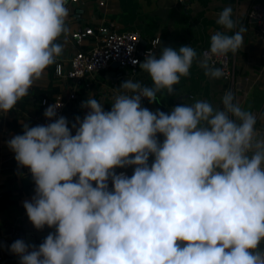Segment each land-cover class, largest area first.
Returning <instances> with one entry per match:
<instances>
[{
    "label": "clouds",
    "instance_id": "clouds-1",
    "mask_svg": "<svg viewBox=\"0 0 264 264\" xmlns=\"http://www.w3.org/2000/svg\"><path fill=\"white\" fill-rule=\"evenodd\" d=\"M67 3L0 0V114L62 54L56 41L69 30ZM216 24L223 31L199 61L209 79L223 76L213 57L240 51L246 32L230 7ZM196 57L191 46L164 48L139 64L151 87L127 79L110 111L87 98V114L71 127L63 116L24 124L8 141L35 185L23 204L29 222L37 231L55 228L38 247L23 239L10 246L20 264H264V135L256 116L230 91L222 109L204 100L169 113L141 105L172 95ZM59 107L44 117L53 120ZM127 168L130 177L115 171Z\"/></svg>",
    "mask_w": 264,
    "mask_h": 264
},
{
    "label": "crops",
    "instance_id": "crops-1",
    "mask_svg": "<svg viewBox=\"0 0 264 264\" xmlns=\"http://www.w3.org/2000/svg\"><path fill=\"white\" fill-rule=\"evenodd\" d=\"M99 1L103 2L102 6L98 5ZM255 2L264 5V0H78L74 3L68 2L66 7L69 9V15L66 26L69 30L56 41L63 44V52L53 65L45 69L41 79L35 81L30 90H54L55 94L63 97L73 90L75 98L61 114L71 127L77 117L82 121L87 114L88 109L82 108V103L87 98L94 97L104 105V111H110L116 90L127 79L139 82L142 87L148 86L145 80H149L150 77L140 67L133 73L127 68L109 64L96 74L78 80H69L64 76L68 68V59L74 52L87 49L94 44L91 37L84 39L80 44H75L71 34L87 27L96 30L110 21L117 32L138 33L140 39L144 41V46L155 41L158 45L157 57L162 53V49L168 47L178 50L181 46H191L197 53L189 75L181 77L179 83L174 85V93L172 95L166 92L161 93L163 108H159V101L156 100L154 104H150L147 99L141 100L142 107L151 111L165 110L169 113L171 109L181 104L191 105L196 100H204L214 108L222 109V97L225 92L230 91L234 96V103H238L244 110L256 116L255 129L264 135V37L258 38L254 24L246 20L248 8ZM228 7L233 10V19L239 21L238 27L246 28L242 49L235 54L229 53L234 72L233 84L220 78L209 79L205 76L204 69L199 66V61L202 60L201 49L210 48L211 36L216 31H223L222 27L216 24V20ZM142 62L143 59H141ZM166 100L171 101L169 106ZM15 122L28 124L31 127L35 120L32 121L28 111L16 107L6 115L0 114V194L5 190H9L12 196L18 194L14 202L4 201L0 205V238L9 245V248L18 239V234L23 239L26 233L55 232L54 228L47 227L42 231L35 230L23 207L25 201L32 199L35 185L29 170L18 166L14 153L7 146L10 139L23 134V130L16 132L8 126L9 123ZM72 134H75L74 130ZM159 139L163 141V137ZM117 170L126 171L129 177L133 172L132 168L115 171ZM45 238L46 236H40L35 239L34 245L38 247ZM4 260H6L5 264H20L18 256L12 254L8 257L0 247V262Z\"/></svg>",
    "mask_w": 264,
    "mask_h": 264
},
{
    "label": "built area",
    "instance_id": "built-area-1",
    "mask_svg": "<svg viewBox=\"0 0 264 264\" xmlns=\"http://www.w3.org/2000/svg\"><path fill=\"white\" fill-rule=\"evenodd\" d=\"M78 0H68L74 3ZM99 6L103 5L102 1L98 2ZM246 20L255 26L258 38L264 37V5L255 2L250 5L246 12ZM91 37L94 44L83 50H77L68 59V68L64 76L69 80H78L86 76H92L97 72L105 69L109 64H116L118 67L129 69L131 72L137 71L141 59H147L150 55L156 56L157 44L155 41L149 42L148 46L140 55L137 54V45L140 41V36L136 32H117L114 30L112 22L107 21L96 30L90 27L84 28L82 31L71 34V39L75 44H80L84 39ZM135 42V43H134ZM210 48L205 47L201 49V58L208 53ZM136 61L137 63H133ZM210 64L223 71L221 80L233 84L234 72L231 65L229 53L223 57H213ZM59 74V72H58ZM75 98L73 90L67 93L66 97L60 94H55L51 100L41 99L42 114L39 119L40 125H47L54 122V120L61 116L63 110ZM52 104H60L61 107L56 109V117L53 120H48L44 117L45 110ZM117 173L125 172L124 170H117ZM109 186H111L109 184ZM261 250H264V242L261 243Z\"/></svg>",
    "mask_w": 264,
    "mask_h": 264
},
{
    "label": "trees",
    "instance_id": "trees-1",
    "mask_svg": "<svg viewBox=\"0 0 264 264\" xmlns=\"http://www.w3.org/2000/svg\"><path fill=\"white\" fill-rule=\"evenodd\" d=\"M149 44V43H148ZM148 44H146V47L148 46ZM157 49H158V45H157ZM156 49V52H157ZM146 82L148 83V87H151V79L149 78V80H145V84ZM56 92H54V90H38V89H34V90H30L28 91V95H26L25 97H23L20 101L17 102V104L14 106L16 108H20V109H25L26 111H28V114L30 115L32 121L35 120V122L33 123V125L31 127L40 125L39 119L41 117L42 114V106L40 105V100L41 99H48L51 100L53 98V96L55 95ZM162 94L158 93L157 94V101H159V108H163L161 106V99H162ZM166 104L169 106L171 104V101L166 100L165 101ZM163 112L167 113L168 111L163 110ZM23 125L24 123L21 124H17V122L15 123H9L8 126L10 128H12L13 130H15L16 132H19L18 130H23ZM28 125V124H27ZM18 194L12 196L10 194L9 190H5L3 192H1L0 194V205L3 204L4 201L10 203L14 202L16 200ZM8 197H13V199H8ZM15 233V232H14ZM10 236V234H9ZM12 238V237H10Z\"/></svg>",
    "mask_w": 264,
    "mask_h": 264
},
{
    "label": "water",
    "instance_id": "water-1",
    "mask_svg": "<svg viewBox=\"0 0 264 264\" xmlns=\"http://www.w3.org/2000/svg\"><path fill=\"white\" fill-rule=\"evenodd\" d=\"M143 49H144V41L142 39H140V41L137 45V54L140 55L142 53ZM114 65H116V64H114ZM54 230H55V228H54ZM47 235L48 234H42L40 232L26 233V234H24L23 240L26 242V244L35 246L34 245L35 239L39 238L40 236H47ZM18 239H22V236L20 234H18ZM0 247L3 248V250L6 252L8 257L12 256L13 253L10 251L9 245L1 238H0ZM5 263H6V260L0 262V264H5Z\"/></svg>",
    "mask_w": 264,
    "mask_h": 264
}]
</instances>
